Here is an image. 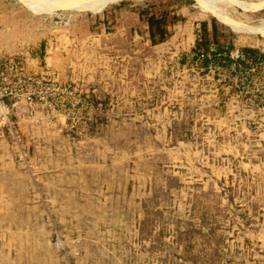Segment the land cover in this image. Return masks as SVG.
<instances>
[{
    "label": "rangeland",
    "instance_id": "rangeland-1",
    "mask_svg": "<svg viewBox=\"0 0 264 264\" xmlns=\"http://www.w3.org/2000/svg\"><path fill=\"white\" fill-rule=\"evenodd\" d=\"M87 2L0 0V264H264V0Z\"/></svg>",
    "mask_w": 264,
    "mask_h": 264
},
{
    "label": "built area",
    "instance_id": "built-area-1",
    "mask_svg": "<svg viewBox=\"0 0 264 264\" xmlns=\"http://www.w3.org/2000/svg\"><path fill=\"white\" fill-rule=\"evenodd\" d=\"M201 54V53H200ZM237 56V55H236ZM21 65H17V61L13 60L12 57L0 59V128L2 126H7L8 129L14 126V123L10 121V108L9 104L5 102L2 98L5 94H16V92H11V83H15L14 78L18 79L19 74L22 73ZM25 98L28 99V102H31L30 92L25 95ZM13 102L12 104H14ZM11 104V106H12ZM20 153V152H19Z\"/></svg>",
    "mask_w": 264,
    "mask_h": 264
},
{
    "label": "trees",
    "instance_id": "trees-1",
    "mask_svg": "<svg viewBox=\"0 0 264 264\" xmlns=\"http://www.w3.org/2000/svg\"><path fill=\"white\" fill-rule=\"evenodd\" d=\"M147 19H148V30H149L150 36L154 35V32H155L154 29L156 28V32L159 38L162 39L164 35V31H163L164 29L162 28V26L158 24L159 20H157L156 17L152 14L149 15Z\"/></svg>",
    "mask_w": 264,
    "mask_h": 264
},
{
    "label": "bare ground",
    "instance_id": "bare-ground-1",
    "mask_svg": "<svg viewBox=\"0 0 264 264\" xmlns=\"http://www.w3.org/2000/svg\"><path fill=\"white\" fill-rule=\"evenodd\" d=\"M79 1H80V0H79ZM81 1H82V2H85V0H81ZM87 1L89 2V0H87ZM205 1H210V3L213 2V0H205ZM215 1H216V0H215ZM217 1H220V0H217ZM88 2H87V3H88ZM108 2H109V1H108ZM80 4H81V3H80ZM83 4H84V3H83ZM85 4H86V3H85Z\"/></svg>",
    "mask_w": 264,
    "mask_h": 264
}]
</instances>
